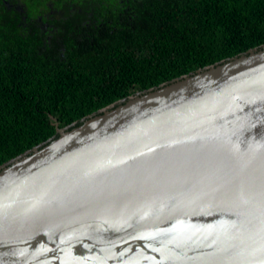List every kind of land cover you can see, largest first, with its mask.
Listing matches in <instances>:
<instances>
[{"label": "water", "instance_id": "1", "mask_svg": "<svg viewBox=\"0 0 264 264\" xmlns=\"http://www.w3.org/2000/svg\"><path fill=\"white\" fill-rule=\"evenodd\" d=\"M56 127L0 167V264H264V47Z\"/></svg>", "mask_w": 264, "mask_h": 264}, {"label": "trees", "instance_id": "2", "mask_svg": "<svg viewBox=\"0 0 264 264\" xmlns=\"http://www.w3.org/2000/svg\"><path fill=\"white\" fill-rule=\"evenodd\" d=\"M262 47L264 0H0V167L57 124Z\"/></svg>", "mask_w": 264, "mask_h": 264}, {"label": "flooded vegetation", "instance_id": "3", "mask_svg": "<svg viewBox=\"0 0 264 264\" xmlns=\"http://www.w3.org/2000/svg\"><path fill=\"white\" fill-rule=\"evenodd\" d=\"M3 2H4V0H3ZM57 12H59V11L52 10L48 14L45 13L43 15H39L37 20L39 21V23H41L40 25L44 26L46 28V30L48 31L52 27V24L50 23V21L54 20V17L52 15L56 14Z\"/></svg>", "mask_w": 264, "mask_h": 264}, {"label": "rangeland", "instance_id": "4", "mask_svg": "<svg viewBox=\"0 0 264 264\" xmlns=\"http://www.w3.org/2000/svg\"><path fill=\"white\" fill-rule=\"evenodd\" d=\"M31 6V5H30Z\"/></svg>", "mask_w": 264, "mask_h": 264}]
</instances>
